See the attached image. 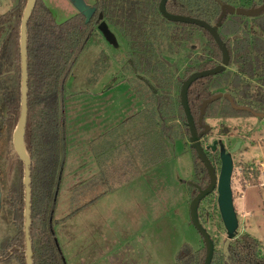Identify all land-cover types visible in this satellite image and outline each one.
I'll return each mask as SVG.
<instances>
[{"label": "rangeland", "instance_id": "1", "mask_svg": "<svg viewBox=\"0 0 264 264\" xmlns=\"http://www.w3.org/2000/svg\"><path fill=\"white\" fill-rule=\"evenodd\" d=\"M17 1L0 0V15ZM41 1L58 24L78 13L71 0ZM82 1L88 6L95 2ZM238 6L251 9L247 2ZM244 20L249 30H257L251 17ZM157 27L159 31L150 41L154 59L163 65L162 84L133 71L137 57L128 41L121 30L103 18L66 82L63 101L66 161L54 208L57 222L53 227L66 264H174L175 254L183 244L194 250L203 246L200 235L189 221L188 204L192 191L188 183L193 181L195 153L189 148V134L179 108L178 92L188 70L208 57L212 48L199 32H195L188 42L174 43L168 38L174 29L172 25ZM227 68L231 75L235 73L233 65ZM144 78L156 88L161 108L156 109V99ZM249 82L251 89L257 84L256 79H249ZM222 86L218 89L221 93L226 85ZM86 91L98 95L99 100L78 95ZM136 97L144 102V109L137 112L140 118L111 129L113 133L106 135L105 140L99 138L90 147L83 143V137L104 132L105 121L113 119L115 111L120 118L113 120L114 123L126 114L128 117L133 110H140ZM250 106L254 112L264 114V108L257 107L255 101ZM146 110L152 112L153 121ZM209 114L211 117L204 118V122L210 131L204 141L201 140V145L204 147L213 140H220L225 150H229L239 142L232 154L234 171L230 182L239 223L237 234H246L258 241L259 256L264 257V119L244 114L226 118L214 109ZM98 121L101 124L98 125ZM89 124H94L88 129L93 131L91 133L84 131ZM109 137L112 138L110 142ZM129 153L131 158L138 159L137 172H145L140 183L148 196H138L134 187L127 190L133 183L130 175L136 171L123 162L124 155ZM106 158L114 160L113 166L104 161ZM79 161H97L99 167L114 178L107 179L108 185H105L101 175L96 176L75 192L74 171ZM213 167L218 173L219 161ZM4 174L9 178L6 166L0 172V181L5 178ZM117 186L120 187L115 194L109 193L106 199L86 211H77L81 203L78 194L97 196L106 194L108 187ZM132 192L136 195L129 200L146 197L148 201L141 202L140 206L128 204L125 196L129 197ZM216 196L215 191L198 205L199 222L214 242L215 250L222 248L225 239ZM10 233V224L0 216V239Z\"/></svg>", "mask_w": 264, "mask_h": 264}, {"label": "trees", "instance_id": "2", "mask_svg": "<svg viewBox=\"0 0 264 264\" xmlns=\"http://www.w3.org/2000/svg\"><path fill=\"white\" fill-rule=\"evenodd\" d=\"M158 2L95 0L97 14L88 22L77 13L58 24L45 4L41 0L36 1L26 25L27 122L23 136L25 152L31 162L29 228L32 264H66L53 228L57 222L54 208L66 161L64 90L74 63L100 24L98 15H103L105 21L122 31L137 57L133 71L146 74L155 82L162 84L163 65L154 59L150 40L159 31L157 26L164 24L174 27L168 36L170 41L188 42L195 32H199L212 48L208 57L188 70L187 76L220 64V52L209 35L194 25L167 22L156 9ZM246 2L251 8H257L264 0H167L165 9L173 15L215 24L221 15L222 5L241 8L236 6ZM26 3L27 0H18L0 15V172L4 171V166L9 171V178L4 174L5 178L0 181V216L6 218L12 229V233L0 239V264H25L23 165L13 152L11 135L20 112L19 25ZM246 17L228 14L219 28L220 38L230 55L229 65L235 67V73L231 75L226 68L220 74L197 79L188 89V106L196 124L200 105L212 95L221 93L222 85H226L223 94L233 97L235 104L248 105L249 101H255L264 107V13L251 17V23L257 30H249L244 20ZM249 79H256L258 85L251 89ZM144 80L156 99V109L161 108L156 88ZM213 109L219 110V116L226 118L248 114L232 109L226 99H218L206 107L205 118L211 117L209 113ZM207 157L213 166V159ZM193 170L195 185L205 187L208 184L207 172L196 154ZM190 189L193 198L197 190L191 186ZM223 242L221 249H214L211 264H264V257L258 253L259 242L254 238L236 234L233 240L224 239ZM204 253V246L194 250L183 244L175 254L174 264H203Z\"/></svg>", "mask_w": 264, "mask_h": 264}, {"label": "water", "instance_id": "3", "mask_svg": "<svg viewBox=\"0 0 264 264\" xmlns=\"http://www.w3.org/2000/svg\"><path fill=\"white\" fill-rule=\"evenodd\" d=\"M37 0H27L26 6L22 11V18L19 25L20 38H19V49H20V67H21V75H20V112L17 119V125L15 127L14 132L11 135L12 139V148L16 157L19 158L23 165V187H24V239H25V264H32V246L30 245V224H31V210H30V200H31V192H30V158L27 156L23 144V136L26 127V117H27V67H26V59H27V31L26 25L32 15L33 8L36 4ZM74 8L85 18V22H88L94 14V8L83 3L82 0H71ZM167 0H159L157 4L159 15L169 23H179L189 26H197L204 30L209 37L212 39L214 44H216L219 52H220V64L212 67L211 69L202 70V71H194L192 74L187 76L181 83L178 99L179 105L182 109L183 116L185 117L184 126L188 129V142L189 148L193 150L196 154L198 160L202 163L204 170L207 172L208 176V184L202 189L199 186H195L191 182L188 185L193 186L198 190L197 194L190 200L189 206V221L192 224L195 231L200 235L201 241L203 242V246L205 249L203 264H211L212 256L214 253V242H212L208 232L200 224L198 219V208L199 203L208 195L214 193L216 191V206L218 207V212L220 216L221 224H223L225 231V239L227 241H231L235 238L237 234V229L239 223L237 221V215L235 212V207L233 205L232 199V187H230L231 177L233 173V161L232 154L235 152V147H238L239 142L235 144V147H232L230 152H225L224 146L220 140L214 141L211 147V150L214 149L215 144H219V173L210 163L207 154L205 152V148L201 145V139L206 136L210 127L203 122L204 110L206 107L211 104L213 101L218 99H226L229 102V105L232 109L237 111L248 112L249 109L238 106L233 102V99L228 94L216 93L212 95L210 99H206L202 102L199 108V114L197 118V124L194 122L193 116L190 114L187 92L190 86L199 78L203 77H212L213 75L220 74L226 70V68L230 64V55L226 48V45L222 42L219 35V28L221 27L222 20L228 15H240L244 17H256L262 13H264V2L257 8L251 9H242V8H234L227 5L221 6V15L215 24H208L200 19L189 18L177 14H170L165 9V4ZM98 19H102V15L98 16ZM264 117V115H258ZM200 128V131L197 129Z\"/></svg>", "mask_w": 264, "mask_h": 264}, {"label": "crops", "instance_id": "4", "mask_svg": "<svg viewBox=\"0 0 264 264\" xmlns=\"http://www.w3.org/2000/svg\"><path fill=\"white\" fill-rule=\"evenodd\" d=\"M91 84V83H90ZM78 95H86L88 96L89 98H93V100H99V96L96 95V94H92V93H89L86 91V93H83V94H78ZM136 100H138V104L139 106L141 105V108L140 110H133V112L130 113V115L128 117H130V119L128 120V117L126 114V116H123L122 118L123 119H118L120 121H116L115 123L113 122V120H117V118H120V116H118L116 113V111L114 112V116H113V119H110V120H107L105 121V125L104 126H107V128H105L100 134L96 135V136H87V137H83L82 140H83V143H85V145H89V147L95 142V140L97 139H106V135H110L111 133H113V131L111 129H115V128H118V127H123L125 125H127V123H129L131 120L132 122H134L135 120H137L138 118H140L139 116V112H141V110L144 109L143 107V104L144 102L137 98L136 97ZM138 112V113H137ZM145 113L148 115L149 113V117L151 118V120L153 121V117H152V112L149 110H146ZM107 114L109 115V118H110V114L109 112H107ZM110 123H112L110 125ZM95 124V123H94ZM94 124H89L87 126V129H85L84 131H88L89 133L93 132V131H89L88 129L91 127V126H94ZM101 124L99 123L98 121V125ZM104 124V123H103ZM162 135V133H161ZM164 137V136H163ZM137 138V137H136ZM112 140V138L109 137V141L110 142ZM107 142V140H106ZM132 154H125L124 155V159H123V162H127L129 165H131V168L132 169H135L136 171H132V174L130 175V181L133 180V183L132 184H129L130 185V188L127 189L129 191H131L130 189L132 187H134L136 190H138V196H141L145 194L148 196V192L147 190H145V188H141V183H140V179H142V175L145 173L144 170L140 171V172H137V167H138V159H134V158H131ZM109 163V165L113 166V163L112 161L114 160H111L110 158H106L104 159V161H106ZM86 167L88 168L86 170ZM76 177H75V182H76V187H75V192H79L80 189H82V187L85 185V184H88L90 182H92L93 180H95V177L96 176H100L101 179L103 180V183L105 185H108V181L107 179H113L114 176L113 175H109L106 173V170L104 169H101L99 167V162L97 161H88V162H85V161H79V163L77 164V166L75 167V171H74ZM114 187V185H113ZM120 186H117V188H111V187H108V190L106 192V194H100V195H97V196H89L87 197L86 195H83L81 194L79 196L78 194V199H80L81 203L79 204V206L76 208L77 211H86L89 209L90 206L98 203L100 200H104L107 198V195L109 193L111 194H115L116 192L119 191V188ZM112 189V191H111ZM152 193V192H149V194ZM136 194L134 192L130 193L127 197L125 196L126 200H128V204L132 203L133 205H137V206H140L141 202L143 204V202H145L147 199L146 197H143V200L141 199H138L137 201L136 200H129V198H133ZM128 198V199H127ZM148 201V200H147ZM149 203L152 204V200L149 198ZM137 223V219L135 220V224Z\"/></svg>", "mask_w": 264, "mask_h": 264}, {"label": "flooded vegetation", "instance_id": "5", "mask_svg": "<svg viewBox=\"0 0 264 264\" xmlns=\"http://www.w3.org/2000/svg\"><path fill=\"white\" fill-rule=\"evenodd\" d=\"M94 4H95V2L93 3V5H90V7H93L94 9H95V7H94ZM95 12H94V14H93V16L95 15V14H97V11H96V9L94 10ZM100 15V14H99ZM98 15V16H99ZM102 18H103V15H102ZM99 20V19H98ZM102 20V19H101ZM101 20H99V21H101ZM256 85H258V83L256 84ZM262 91H263V93H264V88L262 89ZM223 94V93H222ZM230 96V95H229ZM232 99H233V97H232ZM223 100V99H222ZM233 102H234V100H233ZM253 101H249L248 102V105H238V106H242V107H245V108H247V109H249L248 110V112H246V113H248L247 115L249 116V115H252V116H256L257 118H259V119H264V117H262V116H258V115H264L263 113H260V112H254V110L252 109V107L250 106L251 105V103H252ZM235 103V102H234ZM257 103V107H259V108H264V107H262L261 105H259V103L258 102H256ZM228 104H229V102H228ZM237 105V104H236ZM203 122H204V120H203ZM205 123V122H204ZM201 129L200 128H198L197 129V131H200ZM208 135V134H207ZM206 135V136H207ZM206 136H204L201 140H203L204 141V139H205V137ZM214 141H216V140H213L212 142H211V144L210 145H206V146H204L203 148H205V152H206V154H207V156H209L211 159H213V165H215V162L216 161H219V165H220V159H219V155H220V152H219V144L218 143H216L215 144V147H214V149L213 150H211V147H212V145H213V142ZM218 141V140H217ZM237 143V142H236ZM225 149V148H224ZM230 150H231V148L229 149V150H225V152H230ZM233 161V160H232ZM219 169V168H218ZM233 171H234V169H233ZM218 173H219V170H218ZM217 173V174H218ZM232 175H233V173H232ZM231 179H232V177H231ZM192 184H194L195 185V183H194V176H193V181L191 182ZM197 185V184H196ZM195 185V186H196ZM191 186V185H190ZM198 186V185H197ZM191 187H193V186H191ZM200 187V186H199ZM201 188V187H200ZM204 188V187H203ZM202 188V189H203ZM196 189V188H195ZM197 190V189H196ZM197 192H198V190H197ZM217 194V193H216ZM232 199H233V195H232Z\"/></svg>", "mask_w": 264, "mask_h": 264}]
</instances>
